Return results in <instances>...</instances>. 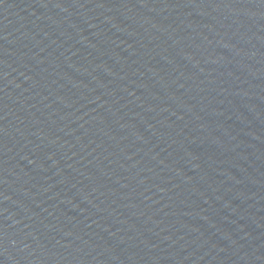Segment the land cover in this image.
Instances as JSON below:
<instances>
[{
	"label": "water",
	"instance_id": "95a60500",
	"mask_svg": "<svg viewBox=\"0 0 264 264\" xmlns=\"http://www.w3.org/2000/svg\"><path fill=\"white\" fill-rule=\"evenodd\" d=\"M0 264H264V0H0Z\"/></svg>",
	"mask_w": 264,
	"mask_h": 264
}]
</instances>
